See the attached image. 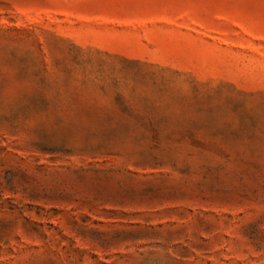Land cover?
I'll return each instance as SVG.
<instances>
[{
  "label": "rangeland",
  "instance_id": "1",
  "mask_svg": "<svg viewBox=\"0 0 264 264\" xmlns=\"http://www.w3.org/2000/svg\"><path fill=\"white\" fill-rule=\"evenodd\" d=\"M0 264H264V0H0Z\"/></svg>",
  "mask_w": 264,
  "mask_h": 264
}]
</instances>
